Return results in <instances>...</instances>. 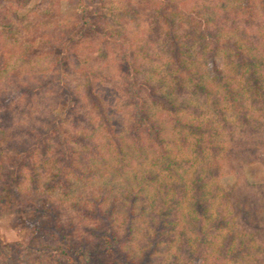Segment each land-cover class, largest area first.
Returning a JSON list of instances; mask_svg holds the SVG:
<instances>
[{
  "label": "trees",
  "instance_id": "obj_1",
  "mask_svg": "<svg viewBox=\"0 0 264 264\" xmlns=\"http://www.w3.org/2000/svg\"><path fill=\"white\" fill-rule=\"evenodd\" d=\"M54 1L43 0L50 11L31 25L38 30V37L35 33L32 39H41L44 46L29 47L23 53L24 64L48 59L52 73L17 89L27 107L20 117L22 120L31 114L28 123H16L15 111L20 104L12 105L19 100L15 92L10 100L0 98V109H4L0 114V214L14 207L20 211L28 208L36 216L32 243H0V264H154L162 249L172 248L176 234L183 237L181 253L171 255L169 264H177L179 258L188 260L185 264H264V183L252 184L244 177L231 186L220 182L225 173L238 175L245 166L264 163V0H194L191 10L187 8L190 0H121L124 8H113L111 14H126L137 24L140 20L144 23L146 32L139 45L128 39L124 30L112 33L115 30L108 27L112 15L105 14L102 3L96 13L80 0L73 27H46L58 15ZM30 2L0 0V72L8 67L4 46L13 38L11 19ZM87 41L99 43L106 52L110 44L119 49L118 80L102 75L103 71L84 72L86 98L96 122L93 133L81 131L73 136L68 128L70 116L88 125L95 119L91 111L75 114L76 102L67 81L76 73L73 60L83 64L77 47ZM140 55L163 66L159 82L153 77L146 80L145 74L155 75L156 71L150 64V68L142 64ZM104 67L110 72L107 59ZM99 76H105L107 83L121 85L126 130L137 158L144 161L145 150L150 147L154 164L167 169L170 182L157 184L158 174L152 171L137 176L126 198L127 216L121 228L116 226L117 202L109 201L110 189L86 196L84 205H71L85 219L99 223L85 227L84 235L79 234L75 219H65L69 211L62 202L39 194L36 167L38 162L41 166L49 163L52 157L56 173L46 185L48 190H69L71 174L89 181L97 171L78 165L76 145L100 156L97 127L104 132V144L114 147L115 167L122 170L126 166V143L118 134L120 123L111 118L106 96L98 92ZM45 93H51L52 101L68 105L63 116L44 110L36 116L31 113L36 98ZM183 113L189 115L188 120ZM166 123L180 134L184 147L192 148L196 159L172 158L170 141L164 137ZM185 130L190 131L192 141ZM27 173L31 193L23 190ZM149 187L157 192L142 211L149 210L153 233L149 230V244L138 257L128 245L136 232L133 216L137 203ZM29 197H35L37 204L29 203ZM181 217L185 229L171 231L170 223ZM188 233L195 236L194 241Z\"/></svg>",
  "mask_w": 264,
  "mask_h": 264
},
{
  "label": "rangeland",
  "instance_id": "obj_2",
  "mask_svg": "<svg viewBox=\"0 0 264 264\" xmlns=\"http://www.w3.org/2000/svg\"><path fill=\"white\" fill-rule=\"evenodd\" d=\"M80 0H55L54 1V8L56 7L58 15L55 18V22L50 23V26H46L51 29H59L62 30L63 28H70L73 27L76 22V14L79 7ZM87 5L92 8L93 12L99 13L101 3L106 7L104 12L106 15L110 16L111 9L113 8H124L121 0H84ZM152 1V0H151ZM157 1V0H156ZM164 1V0H163ZM43 0H31L29 5L25 9H21L17 12L18 17L11 19L12 23V33L13 38H8L7 42L4 46L6 50V61L8 67L6 70L0 72V98H8L9 100L12 98V93L15 92L17 95L19 94L17 89L21 86H25L28 83L34 81L36 78L41 77H49L52 76V73L49 72L48 68L50 66L49 60L46 58H38L32 60L29 64L23 63V53L29 47L32 48H40L43 45L42 40H34L32 37H38L36 31L37 28L31 27L32 23L41 16L42 14L50 11V6H45L42 4ZM159 3V1H157ZM187 8L191 10L194 7V0H190L188 2ZM139 4H136V6ZM141 5H145V2ZM146 13V12H145ZM10 19V16L8 17ZM112 22H109L108 27L110 30H115L112 33L116 34L119 30H124L123 33L126 34V37L130 39L134 44L139 45L140 40L145 35V25L140 20L134 22L131 20V16L125 14V16H119L116 14L114 17L112 15ZM58 21V22H56ZM114 21V22H113ZM113 23V26H112ZM125 24V25H124ZM122 26V29H120ZM124 26V27H123ZM46 29V28H45ZM119 29V30H118ZM10 31V30H9ZM111 45V44H110ZM105 51V47L103 48L102 45L93 41V42H84L77 47V56L80 57V61L83 63L82 65L77 64L75 60H73L72 64L76 68V73L71 74L68 76L67 81L70 85L71 91L73 93L72 97L76 102V110L75 114L80 115L92 112V104L86 98L85 92V83L86 79L84 77V72L92 71L91 74L102 72V75H108V77H114L117 81L118 78L116 77V61L118 56L119 49L114 48L111 45ZM45 51H48V48H45ZM102 51L109 55V57H105L102 54ZM106 59L108 64L110 62L111 69L110 72H106L103 70L106 64ZM139 60L142 61V64H146V66L153 68L155 75L145 74L147 77L146 80H152L151 77L154 78L156 82H159L161 79L162 72L164 71L163 66L160 63L155 62L151 63L144 58V56L140 55ZM149 67V68H150ZM100 78L97 79L98 83V92L100 95L106 96V102L111 106L110 115L112 119H117L120 123L119 132L118 134L120 137L124 138L126 143L125 153L127 154V164L122 170H119L115 167L116 161V154H114V147L111 145L108 148L104 144L103 139V130L99 127L96 128V137L100 141V156L104 158V161H101L100 156H95L90 149H87L86 146L82 145V147L76 145L77 150L79 151V158H78V165L84 167L87 171L89 169H93L97 171V175H95L89 181H85L83 179L77 178V174H71L69 179L71 181V187L69 190H64L62 188H58L55 191L47 189V183L53 179L54 173H56V167L51 161L49 163H45L43 166L40 165V162L37 163V171L40 175V184H38L39 194L41 196L48 195L52 201L55 202H62L64 207L67 208L69 211V215L65 217L75 219L77 223V228L79 234L86 235L85 227H94L99 225L98 222H93L92 220L85 219L84 216L76 212L72 209L73 204L84 205L85 197L90 196L91 194L97 195L99 191L102 189H110L108 192L109 201H116L117 202V212L116 217L118 219L117 227L121 228L125 224V218L127 216V209L125 205H127L126 198L128 197L129 191L131 187L134 186L136 183L137 176H140L144 173H148L152 171L154 174H158V183L160 182H170L168 180V171L167 169H163L155 163L154 152L149 148L145 150V160L141 161L137 158V153L134 150V147L131 143V139L128 136L126 130V121H127V113L123 109V96L124 94L119 93V88L121 87L120 83H107L104 79L105 76H99ZM154 81V82H155ZM158 84V83H156ZM19 98L18 101H14L12 103L13 107L17 106V103L20 104L19 110L15 111L16 123H28L30 115H24L23 119L21 120L20 112L27 109L24 105V100L22 96H17ZM51 93H45L43 97L39 99L36 98L35 103H33L34 107H31V113L34 116L38 115L41 111H49L53 114L63 116L65 114V110L67 109V104L62 103L60 101H52ZM90 103V104H89ZM3 108L0 109V114L3 112ZM54 110V111H53ZM186 113V112H185ZM183 113V118L188 120L187 114ZM92 115L95 119H92V124L88 125L87 122H76L74 116H70L69 122V129L73 136L79 135L81 131L85 134L93 133L92 128L94 123L96 122V117L94 112ZM160 115V114H159ZM160 120L164 121V117L161 114ZM185 134L189 135V140L192 141V135L190 134L189 130H185ZM179 133L173 131L171 129L170 124L166 123L164 137L170 141L169 150L171 151V156L173 159L180 161L182 159H192L195 158L194 154H192V148H186L183 146V142L179 137ZM102 141H101V140ZM99 143V142H98ZM196 159V158H195ZM197 161V160H196ZM241 173L238 175L235 172L232 173H225L220 179V182L224 186H231L236 183L238 180L243 179V177L248 180L252 184H260L264 183V163H255L249 166H245ZM187 175H191V171L187 170ZM80 172V171H79ZM79 172H77L79 174ZM79 176V175H78ZM28 181L23 186L24 193H31L32 186L30 181L29 174H26ZM240 177V178H239ZM155 187H149L145 190L142 194L143 198L139 200L136 206L135 215L133 216L134 222L133 225L136 228V232L134 234V239L131 244L128 245L129 250L132 251L138 257L141 255V251L144 247H147L149 244V240L147 234L152 232L151 228V218L149 210L148 212H143L145 206H148L152 200H154ZM35 197H29L28 201L36 202L34 200ZM43 201V200H41ZM19 202V201H18ZM18 204V203H16ZM188 206V203H186ZM185 207V212H187V208ZM25 209V210H24ZM23 210V211H22ZM21 211L14 209V207L5 208L0 214V243L1 244H14V245H27L32 243V238L35 235L36 223H35V214L30 211L28 208H23ZM171 231L179 230L183 231L185 229V220L184 217L179 218L173 223H170ZM178 233V232H177ZM180 233V232H179ZM177 237L175 239V243L173 244L171 249H162V251L158 254L159 258L157 259L156 263L154 264H169L171 262V255L177 256L180 255V244L181 239L183 238L181 234H176ZM190 237V241L195 240V236L191 233H188ZM163 247L164 244H162ZM183 255V254H182ZM178 259H176L177 261ZM174 261V259H173ZM54 262H56L54 260ZM179 264L188 263V260L185 258H179L177 261ZM57 263V262H56ZM177 263V264H178ZM20 264V263H19ZM30 264H52V262L47 261H38V262H31ZM58 264V263H57ZM62 264V263H61ZM66 264V263H65Z\"/></svg>",
  "mask_w": 264,
  "mask_h": 264
}]
</instances>
